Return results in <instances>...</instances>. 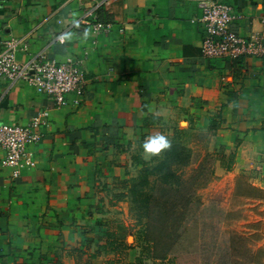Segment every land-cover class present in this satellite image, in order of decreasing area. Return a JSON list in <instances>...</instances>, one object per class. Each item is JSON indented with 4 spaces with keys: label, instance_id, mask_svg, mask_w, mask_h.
I'll return each mask as SVG.
<instances>
[{
    "label": "crops",
    "instance_id": "obj_1",
    "mask_svg": "<svg viewBox=\"0 0 264 264\" xmlns=\"http://www.w3.org/2000/svg\"><path fill=\"white\" fill-rule=\"evenodd\" d=\"M199 1L0 0V44L17 41V62L69 58L85 80L57 107L31 84L0 81L4 123L47 114L29 147L33 167L3 166L0 149V264L121 260V240L109 236L128 213L118 187L149 160L141 145L157 134L211 137L215 176L244 177L262 207L254 251L264 250V57L205 58ZM211 1L232 7L229 31L264 45L258 0ZM96 22L106 30L93 32Z\"/></svg>",
    "mask_w": 264,
    "mask_h": 264
},
{
    "label": "rangeland",
    "instance_id": "obj_2",
    "mask_svg": "<svg viewBox=\"0 0 264 264\" xmlns=\"http://www.w3.org/2000/svg\"><path fill=\"white\" fill-rule=\"evenodd\" d=\"M210 138L178 137L171 144L175 155L163 151L118 187L128 213L123 226L115 227L123 245L115 264H258L264 259V250L254 251L262 242V207L254 206L255 194L244 177L232 183L215 176L218 154L211 151ZM128 249L132 262L124 260Z\"/></svg>",
    "mask_w": 264,
    "mask_h": 264
},
{
    "label": "built area",
    "instance_id": "obj_3",
    "mask_svg": "<svg viewBox=\"0 0 264 264\" xmlns=\"http://www.w3.org/2000/svg\"><path fill=\"white\" fill-rule=\"evenodd\" d=\"M198 9L200 22L206 32L200 47L205 58H224L238 62L244 58L264 57L261 37L253 36L246 39L229 31L228 27L235 18L230 5L200 0ZM91 17V14H87L86 21L88 22ZM89 25L93 32L106 30V26L100 22ZM18 45L17 41L0 44V81L9 84L22 81L31 84L46 94L56 107L65 104L66 95L81 93L85 80L78 63L69 58L62 62L49 61L42 56L28 63H19L15 59ZM46 116V112H43L34 117L28 125L22 126L6 124L0 117V149L4 152L1 161L3 166L14 169L34 166L29 147L39 141L38 129L46 124Z\"/></svg>",
    "mask_w": 264,
    "mask_h": 264
},
{
    "label": "clouds",
    "instance_id": "obj_4",
    "mask_svg": "<svg viewBox=\"0 0 264 264\" xmlns=\"http://www.w3.org/2000/svg\"><path fill=\"white\" fill-rule=\"evenodd\" d=\"M258 9H264V0H258ZM74 26H79V21H73ZM71 33H67L60 37L61 40H67L71 38ZM142 155L146 159H151L158 156L163 151L171 147V141L163 134H157L153 136H148L143 141L142 145Z\"/></svg>",
    "mask_w": 264,
    "mask_h": 264
},
{
    "label": "trees",
    "instance_id": "obj_5",
    "mask_svg": "<svg viewBox=\"0 0 264 264\" xmlns=\"http://www.w3.org/2000/svg\"><path fill=\"white\" fill-rule=\"evenodd\" d=\"M176 141L175 140H172L171 141V144H173V143H175ZM177 148L176 147H172V145H171V147L169 148V149H167V151L170 153V154H176L177 153V150H176ZM145 164V162H143L142 163V165H144ZM151 173H153V172H149V174H151ZM126 183V181L124 182V184ZM122 195V194H121ZM123 196V195H122ZM146 227H148V229L151 227V224L149 225H146ZM109 236H110V238L112 239V238H114L115 240H120V237H119V239H117V237L115 236V234H109ZM120 248V247H119Z\"/></svg>",
    "mask_w": 264,
    "mask_h": 264
}]
</instances>
